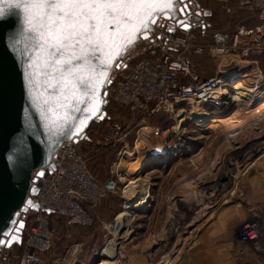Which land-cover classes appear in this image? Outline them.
Returning <instances> with one entry per match:
<instances>
[{"label":"rangeland","instance_id":"374dc122","mask_svg":"<svg viewBox=\"0 0 264 264\" xmlns=\"http://www.w3.org/2000/svg\"><path fill=\"white\" fill-rule=\"evenodd\" d=\"M199 1V10L212 12L206 35L201 41L196 37L201 44L207 43L204 40L213 33L232 31L234 21L247 16L246 11L235 6L234 16L229 18L216 11V0ZM170 29L165 26L160 31ZM257 41L252 45L251 39L246 40V53H243L244 46L231 50L226 57L211 58L203 54L198 56L202 60L198 63L195 60L192 74L198 78L222 75L230 92L226 100L204 106L183 104L172 113L143 119L135 126L131 125L128 120L131 116L126 111L105 107L99 118L102 137L108 126L122 129L129 126L126 153L120 156L117 153L114 157L101 150L96 154L95 145L90 156L100 158L95 164L99 178L94 177L105 180L115 175L118 191L98 207L96 214L103 219L102 223L94 216L91 227L64 228L57 232L53 244L56 253H66L68 259L74 251L81 255V260L94 258V264L103 259L101 254L106 247H113L111 253L115 258L121 251L129 253L132 246L143 241L142 244L149 247L155 238L161 248L155 260L163 257L165 261V253L180 252L183 242L193 238L196 228L210 213L237 202L235 193L239 192L240 178L264 156V37ZM143 47L144 43L129 57L136 56ZM239 82L248 91L237 101L234 88ZM193 110L206 114L193 118ZM181 119H184L182 124ZM97 145H102V138ZM84 155L89 158L87 153ZM135 157L140 158L139 163L130 170ZM137 179H141L139 186L131 189V181ZM137 193L146 194L143 206L126 205V199ZM124 207L130 216L125 225L119 227L116 218Z\"/></svg>","mask_w":264,"mask_h":264},{"label":"built area","instance_id":"2783aa9c","mask_svg":"<svg viewBox=\"0 0 264 264\" xmlns=\"http://www.w3.org/2000/svg\"><path fill=\"white\" fill-rule=\"evenodd\" d=\"M216 2L218 10L225 15H233L236 6L251 13L260 25L254 29L240 26L230 32H216L210 42L201 44L196 41L192 29H182L166 20L171 27L169 31L150 34L137 55L125 58L113 71L105 90L103 111L108 104L114 103L149 117L172 113L175 107L183 104L204 106L218 101V90L226 88L222 75L198 78L192 74L195 58L203 54L211 58L226 57L231 50L244 46L243 53H246L247 39L252 40V45L258 43L257 39L264 37V0ZM188 4L193 6V0H188ZM128 134L127 130L111 125L104 134L103 142L109 149L120 147V156L126 153ZM50 164L53 170L45 171L41 178L37 179L33 174L39 189L32 201L38 205V211L19 214L18 219L26 223L22 245L20 249L15 245L9 249L1 248L4 251L0 264H58L61 259L47 258L55 238L51 214L63 218L69 228L91 227L94 219L90 210L118 191L114 179L99 180L90 173L87 159L79 154L73 141L63 142ZM26 216L27 219L24 218ZM263 228L264 224L257 217H249L241 223L234 237L238 255L246 250L258 254L263 251L259 241ZM78 257L79 254L74 251L69 254L70 264H74ZM113 261L116 264H132L122 253H118ZM260 264H264V260Z\"/></svg>","mask_w":264,"mask_h":264},{"label":"water","instance_id":"95a60500","mask_svg":"<svg viewBox=\"0 0 264 264\" xmlns=\"http://www.w3.org/2000/svg\"><path fill=\"white\" fill-rule=\"evenodd\" d=\"M16 2L23 4L24 0H0V8L5 10V15L0 18V249L21 244L26 223L19 220L18 215L38 211V205L32 201L39 189L33 174L38 179L45 171L51 172L53 165L50 160L59 146L68 141L76 143L90 124L101 117L105 90L113 71L119 67L120 59L152 34L158 20H168L174 26L192 29V25L186 21L189 14V8L185 5L187 0H171V9L154 12L151 19L155 23L149 24L148 31L138 33L133 45L116 56L111 68L106 69L108 79L97 91L99 111L94 115L83 111L72 113L76 120L65 124L49 111L50 107H56L55 101L44 103L46 97L57 95L44 84L45 77L41 74L37 78L38 84L29 83L33 79L30 76L33 68L29 65L39 49L35 34L27 30L23 7H9V3ZM101 58V53L97 52L92 60L93 64L98 65V72L105 70L100 65ZM86 104L87 98L85 104L80 105L81 109ZM57 111L63 113L64 109L58 108ZM81 120L85 121L83 127H79Z\"/></svg>","mask_w":264,"mask_h":264},{"label":"snow or ice","instance_id":"6c2138e0","mask_svg":"<svg viewBox=\"0 0 264 264\" xmlns=\"http://www.w3.org/2000/svg\"><path fill=\"white\" fill-rule=\"evenodd\" d=\"M172 6L171 0H24L23 4L9 3V7H23L27 30L35 34L39 49L29 65L33 68L30 73L33 79L29 83L38 84L41 74L45 77L44 84L57 95L46 97L44 103L54 100L56 107H50L49 111L65 124L76 120L72 113L83 111L94 115L99 111L97 91L108 79L106 69L111 68L116 56L133 45L138 33L148 31L149 24L155 23L151 19L154 12ZM4 15L5 10L0 8V18ZM97 52L101 53L100 65L105 68L99 72L98 65L92 63ZM85 98L87 104L81 109ZM58 108H63V113L57 111ZM84 124L81 120L79 127Z\"/></svg>","mask_w":264,"mask_h":264},{"label":"crops","instance_id":"0c3cea01","mask_svg":"<svg viewBox=\"0 0 264 264\" xmlns=\"http://www.w3.org/2000/svg\"><path fill=\"white\" fill-rule=\"evenodd\" d=\"M204 11L205 14L210 13V16H212L209 9ZM247 17L248 15L244 19ZM241 20L243 19L234 21L233 29L243 26ZM200 21L202 20L200 19ZM116 166V168H119L120 165L117 164ZM111 177L115 179V175ZM238 191V193H235L236 203L223 206L210 213L196 228L193 238L190 237L191 239L187 243H185L186 240L183 242L180 252L172 253V251H169L165 253V261L163 257L155 260L156 253L161 249L160 242L155 238L151 241L150 246L153 247L151 250L149 249L150 246L142 244L143 241L132 246L129 253L122 251L120 253L124 254L132 264H260L264 260V228L259 239L263 247L260 254L246 250L242 255H238L234 235L241 223L249 217H257L264 224V156L260 157L242 175ZM98 207L91 209L90 213L93 219L95 216L97 217L96 220L98 219L102 223L103 219H99L96 214ZM124 209L126 210V207ZM50 222L55 231L54 240L57 232L64 230V228L67 230L63 218L55 214H51ZM130 242H132V238ZM47 258L61 259L58 264H70L71 262L69 257L66 258V253H56L55 249H52ZM81 259V255H79L74 264H92L94 262V258Z\"/></svg>","mask_w":264,"mask_h":264},{"label":"trees","instance_id":"16d2710c","mask_svg":"<svg viewBox=\"0 0 264 264\" xmlns=\"http://www.w3.org/2000/svg\"><path fill=\"white\" fill-rule=\"evenodd\" d=\"M186 4H187V6L189 8V14L186 16V21L189 24L192 25V32L196 35L197 40L201 41L200 38H203L206 35L205 34V30L207 29V27H209L211 25V16H210V13L209 14H205V11L199 10L200 9V1L199 0H193V6H190L188 4V0L185 3V5ZM216 11L218 13H220L221 15H224V16H227V17H229V16H232L233 17L234 16V13H233V15H225L223 12L219 11L217 8H216ZM197 12H200V13H197ZM246 13H247L248 17L246 19L241 20V23H242L241 25H243L247 29H254L255 27H257V26L260 25V22L257 21L253 17V15L251 13H248V12H246ZM236 17H237V15H236ZM229 18H231V17H229ZM200 19L202 21H200ZM159 21L160 20H158V22L154 26V29H153L152 34H156L160 30H162L160 28H157L158 27V24H159ZM233 24L231 25L232 28H233ZM167 27H169V26L167 25ZM213 34L208 39H205L204 41L210 42L212 40ZM142 43H143V41H140L136 46L132 47L126 53V55L120 59V62H122L125 58L129 57L131 55V53L135 49L139 48ZM201 58L202 57L198 58V56H197L195 58L196 62L198 63V61H200V60L203 59V58L202 59ZM107 107H108L109 110H112L113 108H119L120 110L122 109V110L126 111V113L132 117V118L130 117V119H128L129 121H131L130 123H131L132 126H135V124H138V122L141 121V120H143V119H151L154 116L158 115V114H156V115H152V116L147 117V116H145L144 113H142L140 111H134V112H132L129 109H127L125 107L118 106V105H116L114 103L108 104ZM160 114H162V113H160ZM135 116H138V118H135ZM129 121H127V124H129ZM101 123L102 122L99 119L94 120L90 124L89 128L87 129V131L85 132V134L83 135V137H81L76 142V149H77V151L79 152V154L83 155L87 159V167H88V170L95 177L98 176L97 169L95 168V164H96V161H98V159H100V158H92V157L95 156L94 153H93L94 156H90L91 151H92V147H95V145L97 146L95 148V153L96 154L98 153V151L101 152V150H102L103 153H105V154H112V156H114V157L116 156V154L118 153L119 148H120V147H116V148L109 149V147L104 144L103 137H102L103 133L101 134V131H102V124ZM123 125H126V124H123ZM125 127H123V128H125V130L127 128H129V126H125ZM98 136L100 138H98ZM101 138H102V145H97L98 144V140H101ZM83 153L84 154L87 153V155H88L89 158H87ZM97 178H99V177H97ZM24 218L27 219V216L24 217ZM67 229H69V228L67 227ZM21 245L22 244L15 245V247L17 249H20ZM2 249H3V247H2ZM3 251L4 250H0V258L2 256Z\"/></svg>","mask_w":264,"mask_h":264},{"label":"bare ground","instance_id":"6f19581e","mask_svg":"<svg viewBox=\"0 0 264 264\" xmlns=\"http://www.w3.org/2000/svg\"><path fill=\"white\" fill-rule=\"evenodd\" d=\"M235 88H234V92H235V96H236V100L238 101L240 99V97L243 95L244 92L248 91L246 90L242 84L239 83H235ZM256 85V84H255ZM247 86V85H246ZM249 87V86H248ZM258 87V86H256ZM257 89V88H256ZM252 90V89H251ZM249 90V91H251ZM262 90V89H261ZM257 92V91H256ZM218 101H222V100H226L229 96H230V92L228 91L227 88H221L220 90H218ZM194 111V110H193ZM180 112V111H179ZM206 114L205 111L201 112V110H197L193 112V118H196L197 115H204ZM179 115V114H178ZM179 117H183L182 115H179ZM203 118V117H202ZM186 120V119H185ZM184 123V119L180 120V124ZM249 137V136H248ZM138 143V142H137ZM151 145V144H150ZM147 147V146H146ZM137 153V152H136ZM145 157V156H144ZM128 159V158H127ZM133 159V158H132ZM139 159L138 157H135L134 160H131V164H130V170L133 169V167H135L136 165H138L139 163ZM143 160V159H142ZM128 173V172H127ZM129 177V176H128ZM141 181V179H137V180H133L131 181L130 187L131 189H134L135 187L139 186V182ZM136 189V188H135ZM146 198V194L145 193H137L129 198L126 199V205H131V206H136L137 208H141L143 206V202L144 199ZM139 206V207H138ZM130 207V206H129ZM129 207H127V209H129ZM127 210H124L122 212H120V214L117 215V224H119V227H122L123 225H125L126 221L128 220V217L130 216L129 213L126 212ZM112 229V228H111ZM121 229V228H120ZM116 231V230H115ZM112 249L113 247H107L103 249L102 252V257L103 259L94 263V264H116L115 261H113L114 257L112 255ZM115 255V254H114ZM113 257V258H112ZM104 258H108V260H105Z\"/></svg>","mask_w":264,"mask_h":264},{"label":"flooded vegetation","instance_id":"af4514ba","mask_svg":"<svg viewBox=\"0 0 264 264\" xmlns=\"http://www.w3.org/2000/svg\"><path fill=\"white\" fill-rule=\"evenodd\" d=\"M169 23L165 20H163V19H161L160 21H159V24H158V27L157 28H159V27H164V26H167ZM19 216V215H18Z\"/></svg>","mask_w":264,"mask_h":264}]
</instances>
